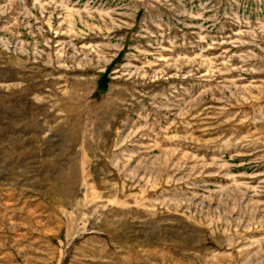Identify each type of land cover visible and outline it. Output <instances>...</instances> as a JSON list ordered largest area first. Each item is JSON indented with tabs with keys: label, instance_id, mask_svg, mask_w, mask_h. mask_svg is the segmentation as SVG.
<instances>
[{
	"label": "rangeland",
	"instance_id": "rangeland-1",
	"mask_svg": "<svg viewBox=\"0 0 264 264\" xmlns=\"http://www.w3.org/2000/svg\"><path fill=\"white\" fill-rule=\"evenodd\" d=\"M0 264H264V0H0Z\"/></svg>",
	"mask_w": 264,
	"mask_h": 264
}]
</instances>
